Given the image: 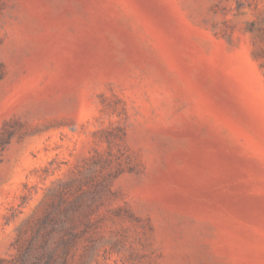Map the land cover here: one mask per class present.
<instances>
[{"label":"rangeland","instance_id":"rangeland-1","mask_svg":"<svg viewBox=\"0 0 264 264\" xmlns=\"http://www.w3.org/2000/svg\"><path fill=\"white\" fill-rule=\"evenodd\" d=\"M31 260L264 264V0H0V264Z\"/></svg>","mask_w":264,"mask_h":264},{"label":"trees","instance_id":"trees-1","mask_svg":"<svg viewBox=\"0 0 264 264\" xmlns=\"http://www.w3.org/2000/svg\"><path fill=\"white\" fill-rule=\"evenodd\" d=\"M21 260H22V262H21V263H24V262L26 261V259H25V258H24V259L22 258ZM31 263H32V264H36V261H35V260H31Z\"/></svg>","mask_w":264,"mask_h":264}]
</instances>
